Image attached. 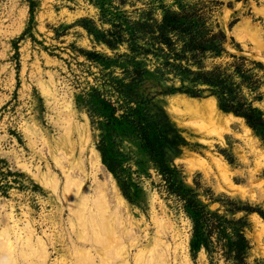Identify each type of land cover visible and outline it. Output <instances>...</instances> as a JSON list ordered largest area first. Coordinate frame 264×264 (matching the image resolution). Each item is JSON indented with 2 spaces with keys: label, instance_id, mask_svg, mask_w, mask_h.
<instances>
[{
  "label": "rangeland",
  "instance_id": "rangeland-1",
  "mask_svg": "<svg viewBox=\"0 0 264 264\" xmlns=\"http://www.w3.org/2000/svg\"><path fill=\"white\" fill-rule=\"evenodd\" d=\"M259 9L264 0H0V233L10 215L20 227L31 222L38 237L58 241L48 264L75 261L67 202L44 182L49 164L65 185L50 154L64 112L87 124V173L94 149L111 219L136 235L134 245L127 234L116 244L131 264L153 254L167 264H264ZM184 97L215 102L253 139L241 122L183 113ZM89 186L91 178L81 190ZM113 186L126 208H115ZM193 207L202 210L198 229ZM237 221L248 244L239 260L230 251Z\"/></svg>",
  "mask_w": 264,
  "mask_h": 264
},
{
  "label": "bare ground",
  "instance_id": "bare-ground-1",
  "mask_svg": "<svg viewBox=\"0 0 264 264\" xmlns=\"http://www.w3.org/2000/svg\"><path fill=\"white\" fill-rule=\"evenodd\" d=\"M260 10L261 9H259L258 13L264 15V11L262 10L261 12ZM179 105L183 113L189 114L192 117L201 118L215 126H222L229 122L234 124L241 122L249 140L253 139L251 129L246 126L243 121L233 116H225L213 101L200 102L196 99L184 97L181 99ZM62 113H59L57 124L60 125L64 132L61 131L62 133L60 136L55 139L52 145H50V154H52L57 168L61 170V173L66 180L65 185L62 190L59 189L58 178L54 176L49 164H47L48 172L44 175V182L51 188V196L55 201H60V195L62 192V198L67 202L70 216H72V219L70 220L72 233L70 235H75V240L74 238L70 239L68 252L73 255L75 261H71L70 264H131L128 253L122 251V249H118V247L124 243V234H127V236L129 235V238L127 239H133L131 244L134 243V236L136 235H133V231L131 232L129 228H124V230H122L121 228L123 227H120L122 225L118 222L116 224L115 221L111 219L112 216H114L112 215L114 212H111L113 205H111L112 203L108 198L110 187H108L107 183L110 182L102 183L99 181L98 174L102 172L101 160L94 149L90 150L92 153V172L87 173L86 161L83 156L88 147L87 145L90 142L87 124H80L73 119H70V121L67 122ZM174 116L176 115L174 114ZM67 119L69 120V117ZM31 129L37 132L35 127ZM46 139H44V142H47ZM76 150L77 152L80 150V152L75 154ZM105 176L107 179H110L108 175ZM88 178H91L94 183L95 189L93 191L90 190V187L92 186H89V188L84 191L81 190L86 180H89ZM112 188L113 196L111 198L115 202V208H126V201L124 198L120 195L116 187L113 186ZM58 210L59 214L63 211L62 208H59ZM121 212L123 211L121 210ZM12 219L13 216H8L7 225L0 233V264H48L51 261V254L49 253L48 247L49 245H52L56 248V243H58V241L55 238H52L53 236H48V241L44 240L42 237H38L35 234L34 225L31 222H28L24 227H20L19 222L16 220L11 221ZM56 219H54L56 222L53 221V226L55 227L61 224V222L59 223V219H57L58 221ZM259 223L264 230V224H262L261 221H259ZM120 229L123 231L122 233L119 231ZM64 237H66V235H63L59 240L64 239ZM259 237L262 238V235ZM63 242L66 241L64 240ZM116 244L118 247H116ZM93 248L98 249L95 251V254H93ZM163 251L164 249L162 252ZM153 255L155 256V254ZM157 255L158 254H156L155 257H152V263L151 261L149 262L146 260L145 263L167 264L163 261L167 256H164V258L162 257L163 259L161 261V258H158ZM147 256L149 257V254ZM140 257L141 251L137 258ZM61 259V261H58L55 264H65L66 257L62 256ZM138 260L140 261V259Z\"/></svg>",
  "mask_w": 264,
  "mask_h": 264
},
{
  "label": "trees",
  "instance_id": "trees-1",
  "mask_svg": "<svg viewBox=\"0 0 264 264\" xmlns=\"http://www.w3.org/2000/svg\"><path fill=\"white\" fill-rule=\"evenodd\" d=\"M257 132L261 133L262 131H260L259 129H257ZM262 134V133H261ZM263 135V134H262ZM193 213H194V219L196 221L197 224V229L199 227V220L202 214V210L197 209L196 207H193ZM241 221H237L236 225L237 229H235L236 233H237V242L234 243L230 249V251H232L233 253L236 254L237 259L239 260L240 258L243 257V255L245 254L247 248H248V244L246 241V238L243 234V225L240 224ZM197 237V236H196ZM200 244V241L198 242ZM198 243L194 242V247L196 248V246H198ZM202 243V242H201Z\"/></svg>",
  "mask_w": 264,
  "mask_h": 264
}]
</instances>
